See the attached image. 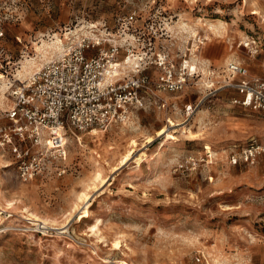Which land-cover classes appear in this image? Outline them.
Segmentation results:
<instances>
[{
	"label": "rangeland",
	"instance_id": "374dc122",
	"mask_svg": "<svg viewBox=\"0 0 264 264\" xmlns=\"http://www.w3.org/2000/svg\"><path fill=\"white\" fill-rule=\"evenodd\" d=\"M259 1L0 0L8 78H27L26 60L56 36L66 48L95 34L150 59L166 54L178 71L190 65L186 87L163 94L165 106L148 101L125 124L69 133L66 159L49 152L32 180L0 147V264H264V157L228 161L250 136L264 141V119L233 106L234 92H215L229 62L264 79ZM2 85L0 114L11 105ZM162 129L172 137L165 144ZM190 154L196 169L175 172Z\"/></svg>",
	"mask_w": 264,
	"mask_h": 264
},
{
	"label": "built area",
	"instance_id": "2783aa9c",
	"mask_svg": "<svg viewBox=\"0 0 264 264\" xmlns=\"http://www.w3.org/2000/svg\"><path fill=\"white\" fill-rule=\"evenodd\" d=\"M135 15L130 14L127 22L132 24ZM3 36L0 30V39ZM93 36L77 39L25 79L5 75L10 61L5 46L0 45V76L8 78L11 100L0 114V147L12 152L22 181L32 180L43 171L51 151L66 159L69 133L104 131L113 124H125L148 101L165 106L163 94L184 90L190 79L188 60L178 71L166 54L150 59L130 43L121 45L116 39ZM244 47L252 55L259 52L255 40H249ZM152 67L161 70L156 77L150 75ZM226 70L227 79L215 92L236 93L230 100L233 106L264 119V79L250 76L248 68L238 62H229ZM195 108L193 104L186 105L187 115ZM209 152L203 161H210ZM261 157L264 141L251 136L244 145L231 147L228 161L236 166ZM199 162L190 154L176 163L174 171L194 170ZM196 260L201 261L200 257Z\"/></svg>",
	"mask_w": 264,
	"mask_h": 264
},
{
	"label": "bare ground",
	"instance_id": "6f19581e",
	"mask_svg": "<svg viewBox=\"0 0 264 264\" xmlns=\"http://www.w3.org/2000/svg\"><path fill=\"white\" fill-rule=\"evenodd\" d=\"M93 27H95L93 25ZM188 32V30L186 31ZM194 32V31H193ZM76 34V33H75ZM78 38V37H77ZM48 42V43H47ZM45 42V44L43 45L42 49L47 46V49H44V54L42 55L41 58L37 57H31L28 58L26 60V66L25 71L27 72V74H31L33 71H36L37 69H39L44 63L51 61L52 59H54V56H60L65 48V44L64 41L62 39H60L59 37L56 36L55 40H52V42L49 43V41ZM42 46V45H41ZM41 48V47H40ZM24 64V63H23ZM23 71V70H22ZM21 71V72H22ZM25 74V73H24ZM19 76V75H18ZM27 76V75H26ZM20 77V76H19ZM23 77V76H22ZM6 77L4 75L0 76V83L3 82V84H5V86H7V84L3 81V79H5ZM24 78V77H23ZM8 82V81H7ZM9 85V84H8ZM5 90L4 85L0 86V93L3 94ZM7 90H8V86H7ZM1 97V96H0ZM171 124L173 126H178L181 125L177 124L175 122H173L171 120ZM96 133V132H95ZM158 136H164L166 135V140L164 142V144L167 142V138H172L170 134H167V130L166 129H162L158 132L157 134ZM135 144V143H134ZM127 160V159H126Z\"/></svg>",
	"mask_w": 264,
	"mask_h": 264
},
{
	"label": "crops",
	"instance_id": "0c3cea01",
	"mask_svg": "<svg viewBox=\"0 0 264 264\" xmlns=\"http://www.w3.org/2000/svg\"><path fill=\"white\" fill-rule=\"evenodd\" d=\"M252 1H254V0H252ZM258 8H259V9H263V8H264V5H263L260 1H259ZM235 94H236V93H234V95H235ZM234 95H233V96H234ZM240 109H241V108H240ZM242 110H243V109H242ZM243 111H245V110H243ZM246 112H248V111H246ZM248 113H250V112H248ZM243 123H244V122H239V124H243ZM250 137H251V136H250ZM250 137H249V138H250Z\"/></svg>",
	"mask_w": 264,
	"mask_h": 264
}]
</instances>
